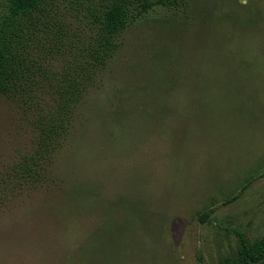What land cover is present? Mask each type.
I'll return each instance as SVG.
<instances>
[{"label": "rangeland", "instance_id": "rangeland-1", "mask_svg": "<svg viewBox=\"0 0 264 264\" xmlns=\"http://www.w3.org/2000/svg\"><path fill=\"white\" fill-rule=\"evenodd\" d=\"M55 1L63 72L91 0ZM116 42L50 178L2 191L0 264H218L264 235V0L157 4ZM36 119L0 98V180Z\"/></svg>", "mask_w": 264, "mask_h": 264}, {"label": "trees", "instance_id": "trees-1", "mask_svg": "<svg viewBox=\"0 0 264 264\" xmlns=\"http://www.w3.org/2000/svg\"><path fill=\"white\" fill-rule=\"evenodd\" d=\"M91 1L85 8L94 35L88 55L77 57L74 65L69 64L63 72H53L42 50L47 45L51 60L57 61L55 48L64 35L65 23L55 9L56 1L0 0V98L15 103L26 113H37L35 124L39 130L34 150L1 177L0 197L7 185L35 188L50 178L51 166L73 135L79 106L96 84L99 71L118 49L116 40L155 5L179 3L106 0L95 6ZM238 234L241 241L237 255L218 264H264V235L251 243L244 234Z\"/></svg>", "mask_w": 264, "mask_h": 264}, {"label": "water", "instance_id": "water-1", "mask_svg": "<svg viewBox=\"0 0 264 264\" xmlns=\"http://www.w3.org/2000/svg\"><path fill=\"white\" fill-rule=\"evenodd\" d=\"M257 264H260V262H257Z\"/></svg>", "mask_w": 264, "mask_h": 264}]
</instances>
